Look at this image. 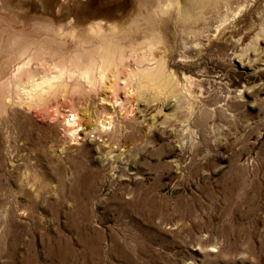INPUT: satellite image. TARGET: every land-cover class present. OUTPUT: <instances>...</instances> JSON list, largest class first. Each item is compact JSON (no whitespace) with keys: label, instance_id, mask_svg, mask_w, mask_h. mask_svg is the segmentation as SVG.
<instances>
[{"label":"rangeland","instance_id":"374dc122","mask_svg":"<svg viewBox=\"0 0 264 264\" xmlns=\"http://www.w3.org/2000/svg\"><path fill=\"white\" fill-rule=\"evenodd\" d=\"M22 1L0 0L10 31L87 13ZM97 2L92 20L146 13L143 0ZM209 3L149 13L128 37L141 59L158 36L177 85L122 79L0 105V264H264V0ZM74 109L76 139L63 130Z\"/></svg>","mask_w":264,"mask_h":264},{"label":"bare ground","instance_id":"6f19581e","mask_svg":"<svg viewBox=\"0 0 264 264\" xmlns=\"http://www.w3.org/2000/svg\"><path fill=\"white\" fill-rule=\"evenodd\" d=\"M143 1L142 5L146 7V11L144 10L146 13H142V9L141 13H135L130 20L123 15L113 20L105 17L106 14L95 15L96 20H92L89 17L95 12L98 13L99 2L74 0L82 6L80 10H85L87 13L83 12L84 15L81 12V14L77 13L76 17L80 18L81 22L76 18L77 21L72 26L65 23L60 27L53 23L55 21L48 20L49 22L45 25L40 22L38 26L41 30L36 29L33 32L24 31L18 20L15 21L18 28L13 27L10 31L11 27L0 21V56L8 51L11 52L4 71L7 74L13 63L18 64L16 70L11 72L10 79H7L8 84L0 83V105H5V101L9 102L13 98L22 105L42 104L48 97L63 93L68 88L84 89L87 88L86 85L96 88L99 84L105 83L109 90H116L122 79H126L125 83L132 88L134 85L138 87L144 81L157 84L161 88L177 85V83L174 84V77L168 74L164 57H160L159 49H161L162 40L157 39L158 36L146 39L147 50L141 59L135 55L128 56L125 50L126 44L129 43L128 37L132 31L140 30L141 25L147 23L149 13L167 14L166 12L173 6H178L183 10L182 12L190 13L191 10L196 12L210 4V0ZM149 2L153 6L156 5L154 10L147 8L151 6ZM91 11L93 13H89ZM82 16L84 19L81 18ZM12 18L17 19L16 16ZM133 60H135L134 65H132ZM115 98L116 102L123 104L120 97ZM85 114L84 110L78 112L74 109L67 117H64V120L67 118V122L63 123V130L70 133L74 139L79 134L78 126H82L79 121ZM111 118L107 115L99 120V123L105 128L108 123H111Z\"/></svg>","mask_w":264,"mask_h":264}]
</instances>
